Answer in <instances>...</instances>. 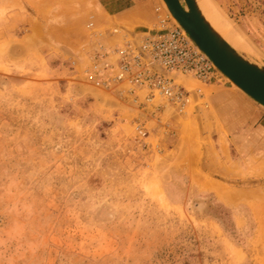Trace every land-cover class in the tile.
<instances>
[{"label":"rangeland","instance_id":"374dc122","mask_svg":"<svg viewBox=\"0 0 264 264\" xmlns=\"http://www.w3.org/2000/svg\"><path fill=\"white\" fill-rule=\"evenodd\" d=\"M5 2L0 264H264V107L220 73L175 76L180 108L92 71L170 20L162 1L26 0L22 16ZM206 2L264 67V0ZM29 14L73 40L13 42ZM226 105L253 123L230 136Z\"/></svg>","mask_w":264,"mask_h":264},{"label":"built area","instance_id":"2783aa9c","mask_svg":"<svg viewBox=\"0 0 264 264\" xmlns=\"http://www.w3.org/2000/svg\"><path fill=\"white\" fill-rule=\"evenodd\" d=\"M159 21L157 28L139 40L130 39L112 49L113 63L99 61L93 64L92 71L106 73L107 79L102 82L105 85L124 82L133 88L157 90L165 93L171 104L181 108L188 96L175 82V76L188 75L200 81H211L218 77V72L178 26L167 17ZM104 55L95 54L94 58Z\"/></svg>","mask_w":264,"mask_h":264},{"label":"water","instance_id":"95a60500","mask_svg":"<svg viewBox=\"0 0 264 264\" xmlns=\"http://www.w3.org/2000/svg\"><path fill=\"white\" fill-rule=\"evenodd\" d=\"M193 42L249 98L264 107V67L236 53L205 21L194 0H163Z\"/></svg>","mask_w":264,"mask_h":264},{"label":"crops","instance_id":"0c3cea01","mask_svg":"<svg viewBox=\"0 0 264 264\" xmlns=\"http://www.w3.org/2000/svg\"><path fill=\"white\" fill-rule=\"evenodd\" d=\"M24 1H26V0H6V2L4 3V6L12 8V9H9V10H11V12L17 10L16 12L12 13V15H17L18 14V15L22 16L24 14L23 13H19L18 10H19V6L26 5L24 3ZM32 1L35 4L37 2V0H32ZM39 4H40V2H39ZM28 7H30V6H28ZM9 10L7 11L8 13H9ZM53 10H54V13L51 12L50 14L55 15V16L60 15V11L61 10H60L59 7L58 8L56 7ZM7 12H6V14H8ZM30 14L33 15V13H30ZM30 14L23 18V21L26 24L25 25H23V24L20 25V26H24V28H26L25 31H27V32L25 33V35H21V36L18 35L17 36V35L14 34L13 36H11V39H12L13 42L22 43V41L24 39L34 40L36 42V45L39 47L40 45H42V43L45 40L46 41L52 40V42L54 41L53 43L51 42L52 44L51 43L49 44V42H48V45H53V46H57L58 45L57 43L55 45V41H58V40L60 42L62 40H73V37H72V35H70V33L69 34H64V31L62 30L63 27H61V25H60L61 21H59V19L53 20L52 23L50 22V25L53 28H56V34L57 35L55 34L52 37V39H50V38L46 39V36L43 35V32L41 31V28H40V25L42 23V22L40 23L41 20H38L36 22H34V20H33L35 15L40 14V11L39 12H35L33 17ZM65 36H68L69 39L67 37H65ZM222 93H224V92H222ZM227 93L231 94L230 92H227ZM235 98H237L238 100L244 102L243 98L241 96H239V95H237ZM226 107L227 108H222L223 110L227 111V114L224 115L223 117H224V119L226 121H228L229 125L227 126V128H228V133L230 134V136L235 134L236 130H238L236 128L240 127V129H242L243 127H249V125H251L253 123L252 118H251L252 114L246 115V112H245V114L238 121L235 115L234 116L231 115L232 109L230 108V105H226ZM233 122H235V123L232 125ZM260 126H262V125H260ZM233 128H234V130H232Z\"/></svg>","mask_w":264,"mask_h":264},{"label":"bare ground","instance_id":"6f19581e","mask_svg":"<svg viewBox=\"0 0 264 264\" xmlns=\"http://www.w3.org/2000/svg\"><path fill=\"white\" fill-rule=\"evenodd\" d=\"M163 5V9L162 12H166L168 17L170 16V18L172 19V23L175 24L176 26H178L182 31L183 33L189 38V40L191 42H193V40L190 38V36L188 35V33L186 32V30H184L182 28V26L179 24V22L176 20V18L171 14L170 10L167 8L165 2L163 0H161ZM199 12L201 13L202 17L205 19V21L210 25V27L232 48L236 51V53L238 55H240L242 58H244L245 60H247L248 62H251V63H254L253 60L251 59V56L248 55L247 53H244V50L247 51V48L244 47V44L242 43V41L239 40L238 36L237 37H234V35L231 33L230 29L227 28V25L224 21H222L220 19V17H216L213 13L215 12H211L210 11V8H209V3L206 2V0H194ZM161 3V4H162ZM160 4V5H161ZM157 7V6H156ZM159 7V6H158ZM161 7V8H162ZM183 8L187 11V7L186 6H183ZM167 10V11H166ZM214 11V10H213ZM160 12V11H159ZM157 14V13H156ZM156 14H154V16H156ZM159 14V13H158ZM160 15V14H159ZM164 15V13H163ZM158 16V15H157ZM156 19V17H155ZM170 19V20H171ZM156 21V20H155ZM156 23V22H155ZM93 29H96V28H92L91 30ZM90 30V32H91ZM232 30V29H231ZM118 34V33H116ZM124 40V39H123ZM194 43V42H193ZM194 45L197 47V49L203 53L205 55V57H207V59L209 61H211L209 59V57L194 43ZM245 48V49H243ZM250 50H249V54H250ZM250 56V57H248ZM252 55V54H251ZM92 56V55H91ZM94 60V59H93ZM212 63V62H211ZM256 64V63H254ZM213 67L215 68V70H217L218 73L224 75L213 63H212ZM225 76V75H224ZM226 77V76H225ZM228 78V77H226ZM216 79V78H215ZM215 79H212V80H215ZM229 79V78H228ZM230 81V79H229ZM176 82V81H175ZM201 82V81H200ZM231 82V81H230ZM237 89L241 90L240 88H238L233 82H231ZM143 89H146V88H143ZM129 90V89H128ZM147 90V89H146ZM242 91V90H241ZM243 92V91H242ZM244 93V92H243ZM134 94H135V91H134ZM245 94V93H244ZM163 96L165 97L167 100L168 98L166 97L165 93H162V92H159L157 90H152V92L148 91L147 90V94L146 96L144 97V101L145 103L147 102H150L151 103V100H152V97L153 96ZM246 95V94H245ZM144 103V104H145ZM147 105H151V104H147Z\"/></svg>","mask_w":264,"mask_h":264}]
</instances>
